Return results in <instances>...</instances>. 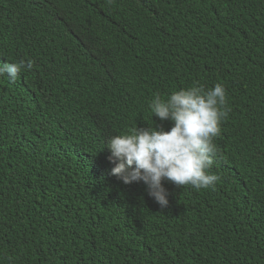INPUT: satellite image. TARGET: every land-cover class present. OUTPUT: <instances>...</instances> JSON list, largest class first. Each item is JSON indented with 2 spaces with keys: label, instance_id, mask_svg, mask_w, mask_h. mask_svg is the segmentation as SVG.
Masks as SVG:
<instances>
[{
  "label": "trees",
  "instance_id": "1",
  "mask_svg": "<svg viewBox=\"0 0 264 264\" xmlns=\"http://www.w3.org/2000/svg\"><path fill=\"white\" fill-rule=\"evenodd\" d=\"M0 264H264V0H0ZM227 90L214 189L125 184L109 137L157 94Z\"/></svg>",
  "mask_w": 264,
  "mask_h": 264
},
{
  "label": "clouds",
  "instance_id": "2",
  "mask_svg": "<svg viewBox=\"0 0 264 264\" xmlns=\"http://www.w3.org/2000/svg\"><path fill=\"white\" fill-rule=\"evenodd\" d=\"M34 63L31 59L0 61V77L15 83ZM150 108L153 116L171 121L173 126L170 131L136 127L130 134L109 137L106 147L116 165L112 174L125 184L143 182L161 207L169 204L165 180L183 188L214 189L219 176L211 169L221 156L214 140L230 112L225 86L217 83L205 90L194 84L171 93L166 100L157 94Z\"/></svg>",
  "mask_w": 264,
  "mask_h": 264
}]
</instances>
